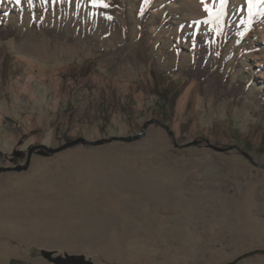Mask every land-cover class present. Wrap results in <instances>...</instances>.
I'll return each instance as SVG.
<instances>
[{"label": "rangeland", "instance_id": "1", "mask_svg": "<svg viewBox=\"0 0 264 264\" xmlns=\"http://www.w3.org/2000/svg\"><path fill=\"white\" fill-rule=\"evenodd\" d=\"M249 4L0 0L16 30L0 39V264H264V14L248 22ZM79 137L102 142L14 169Z\"/></svg>", "mask_w": 264, "mask_h": 264}, {"label": "trees", "instance_id": "2", "mask_svg": "<svg viewBox=\"0 0 264 264\" xmlns=\"http://www.w3.org/2000/svg\"><path fill=\"white\" fill-rule=\"evenodd\" d=\"M244 12H245V16H244L245 20L251 23L258 22L262 17V15L264 14L263 0L252 1V3L249 4L247 8L244 9ZM15 32L16 30L13 27L7 25L6 21L2 17H0V39H6L10 36H13ZM208 36L210 35L198 34L195 36L193 42V51L196 53V59L194 62L195 66H197L200 62H202V67L204 68V70L208 69V67L205 66L204 64V61H206L207 55L209 54V51L212 48L211 40L208 38ZM151 73H152V77L155 79L156 82L152 89H154L153 92L155 91L157 92L156 90V86H158L157 78L161 76L157 75V73L154 70H152ZM259 98L261 99L262 110L264 111V95L259 96Z\"/></svg>", "mask_w": 264, "mask_h": 264}, {"label": "water", "instance_id": "3", "mask_svg": "<svg viewBox=\"0 0 264 264\" xmlns=\"http://www.w3.org/2000/svg\"><path fill=\"white\" fill-rule=\"evenodd\" d=\"M168 131H169V133H170L171 135L173 134V133L171 132L170 129H168ZM79 142H80V143H87V144H97V143L102 142V140H99V141H89V140H87V139H85V138H83V137H79V138H76V139H74V140H70V141H68V142H66V143H64V144H62V145H60V146H58V147H49V146H47V145H45V144H36V145H32V146L28 149L26 164H25V165H18V166H16V167H14V169H16V170H20V169H24V168H26L27 165H28V163H29V160H30L31 154H32V152H33L35 149H39V148H41V149H43V150H45V151H47V152H49V153H55V152H58V151H60V150H62V149H64V148H66V147H69V146H72V145H74V144H77V143H79ZM191 143H195V141H194V142H191ZM212 147L215 148V149H218V150H220V151H222V150L225 149V148H223V147H218V146H214V145H212ZM0 169H1V170H7V169H10V168H9V167H7V168L0 167Z\"/></svg>", "mask_w": 264, "mask_h": 264}, {"label": "snow or ice", "instance_id": "4", "mask_svg": "<svg viewBox=\"0 0 264 264\" xmlns=\"http://www.w3.org/2000/svg\"><path fill=\"white\" fill-rule=\"evenodd\" d=\"M17 3L20 2V0H16ZM29 3H31V0H29ZM220 3H221V7H223L224 3H226V0H220ZM249 3L251 4L252 3V0H249ZM107 6V5H105Z\"/></svg>", "mask_w": 264, "mask_h": 264}, {"label": "bare ground", "instance_id": "5", "mask_svg": "<svg viewBox=\"0 0 264 264\" xmlns=\"http://www.w3.org/2000/svg\"><path fill=\"white\" fill-rule=\"evenodd\" d=\"M5 185V183L3 182V183H1L0 184V189H2L3 188V186ZM3 190V189H2ZM4 192V191H3ZM5 193V192H4ZM0 194H3V193H0ZM11 224V223H10ZM22 225V224H21ZM12 227V226H11ZM9 228V227H8ZM5 231V230H4ZM12 235V234H11Z\"/></svg>", "mask_w": 264, "mask_h": 264}, {"label": "crops", "instance_id": "6", "mask_svg": "<svg viewBox=\"0 0 264 264\" xmlns=\"http://www.w3.org/2000/svg\"><path fill=\"white\" fill-rule=\"evenodd\" d=\"M9 264V263H8Z\"/></svg>", "mask_w": 264, "mask_h": 264}]
</instances>
